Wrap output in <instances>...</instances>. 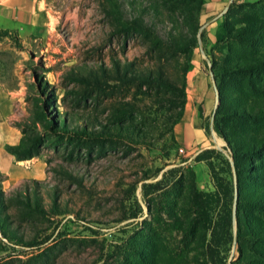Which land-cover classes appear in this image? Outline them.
Here are the masks:
<instances>
[{"label": "rangeland", "instance_id": "rangeland-1", "mask_svg": "<svg viewBox=\"0 0 264 264\" xmlns=\"http://www.w3.org/2000/svg\"><path fill=\"white\" fill-rule=\"evenodd\" d=\"M137 2L148 5L146 0ZM34 3L35 22L26 23L20 31L0 29L8 31L0 32V86L19 96L9 123L20 139L10 146L25 147L27 143H21L24 135L42 139L40 153L28 159L9 152V144L0 151V227L3 225L7 235L0 230V264H152L153 259L156 264H205L197 251L202 236H184L183 230L192 212L188 198L192 182L200 191L219 196V203L211 205L213 217L224 204L226 196L218 193L208 164L224 183L235 185L231 152L213 125L217 106L202 117V133L188 146L176 139L179 124L174 127L176 144L170 139L162 123L166 113L162 107L146 109L149 147L84 135L55 138L37 122L34 128L39 92L47 97L51 117H64L68 127L82 129L93 118L102 125L122 121L139 125L141 114L136 110L122 120L116 110L126 101L135 102L131 91L120 90L112 79L99 91L91 87V80L103 81L100 68L112 69V58L124 60V52L129 60L148 62L139 39L130 40L123 49V37L116 32L113 17L105 12L103 0ZM231 3L233 8L242 5V11L264 16V0ZM146 11L147 21L164 33L166 13ZM214 30L198 29L189 71L196 67L202 74L187 72L186 93L190 96L196 95L192 78L208 80V88L217 89L212 59L221 62L226 49L220 52L214 46ZM208 88H199L202 96ZM210 98L216 105L214 96ZM198 110L200 115V107ZM207 149L214 151L211 157L195 161ZM235 188L232 240L216 248L219 264H250L252 260L245 256L248 252L240 257L237 249ZM26 200L36 201L42 212L26 207ZM53 202L58 212L53 211Z\"/></svg>", "mask_w": 264, "mask_h": 264}, {"label": "trees", "instance_id": "trees-1", "mask_svg": "<svg viewBox=\"0 0 264 264\" xmlns=\"http://www.w3.org/2000/svg\"><path fill=\"white\" fill-rule=\"evenodd\" d=\"M146 2L148 5L143 6L137 0H103L105 12L113 17L116 32L123 37V49L127 48L130 40L139 39L148 62H140L137 58L129 60L124 52V60L112 58V69L100 68L103 81L99 78L91 80V87L99 91L108 86L106 80L111 79L120 90L131 91L135 102L126 101L124 106L116 107V110L121 116L120 120L136 110L141 114L139 125L132 121L119 123L118 120L111 125H102L97 118H93L82 129L78 125L75 128L68 127L64 117L55 120L51 117L47 97L39 92L34 108L38 119L31 126L37 128V122L55 138L84 135L92 140H125L149 147L146 109L162 107L166 112L162 117L163 126L176 144L174 127L181 121L185 111L187 72L192 66L193 50L197 47L200 11L205 1ZM233 6L234 3L229 5L215 33L214 46L220 52L226 49V53L221 62L212 59L211 69L219 100L213 125L217 134L227 143L233 159L239 256L248 252L250 255L245 256L251 257L250 264H264V16L242 11V5ZM127 8H131L132 13ZM146 10L154 12V15L166 13L168 26L164 33H159L154 23L147 21ZM236 24L240 25L236 27ZM0 32L8 33L7 30ZM144 103L149 106L145 108V105L142 106ZM200 116L203 117L201 109ZM21 143L27 144L25 147L22 144L8 147L9 152L18 159H28L40 153L41 137L24 135ZM213 152L204 150L203 154L195 157V161L206 160ZM227 165L230 167L229 162ZM208 167L218 193L226 196V202L223 199L222 209L213 217L211 210L214 207L211 205L219 203V196L200 191L192 182L188 194L192 212L183 232L184 236L200 234L203 240L197 251L203 255L205 264H219L216 248L232 240L234 186L232 181L230 184L227 180L224 183L225 179L214 173L213 166L208 164ZM25 206L35 212H42L36 201L32 204L26 200ZM57 206L53 202L54 212H58V209H54ZM3 228L2 225L0 230L7 236ZM152 264H156L155 259Z\"/></svg>", "mask_w": 264, "mask_h": 264}, {"label": "crops", "instance_id": "crops-1", "mask_svg": "<svg viewBox=\"0 0 264 264\" xmlns=\"http://www.w3.org/2000/svg\"><path fill=\"white\" fill-rule=\"evenodd\" d=\"M204 1L205 2L203 3L200 11V27L201 30L205 28H212L213 31L215 29L213 34L215 40V33L221 22L220 18L226 12L233 0ZM1 2L0 29L2 28L20 31L23 27H25L26 23L35 22V20L32 19L33 15L36 13L34 10L35 0H1ZM37 6L39 10V3H37ZM210 40L211 39L209 36V41ZM194 60L197 61V59ZM192 71L194 72L193 74L197 75L198 77H200L199 75L202 74V70L200 69L198 71L196 67H193L188 73ZM191 83H193L191 89L196 92V95L194 94V96H190L187 94L185 111L181 121L178 123L180 125V132L176 133L175 131L177 141L179 144L184 146L193 144L196 137L200 136L202 133V117L198 114V108L200 107L202 110L203 117H206L215 108V101L212 103L210 98L211 95L214 96V100H216V91H214V89L211 87L208 88V80L202 78L193 80L192 78ZM188 85L189 81L187 82V88ZM203 86L207 87L208 89L206 94L202 96L199 88ZM18 97L19 96L16 95L15 90L0 86V151L4 149L3 147L6 144H9L10 146L19 143L20 137L17 136V130H15V128H13L9 123L15 107L18 105ZM194 101L197 102L195 105H193ZM192 156H190L189 161L192 160Z\"/></svg>", "mask_w": 264, "mask_h": 264}, {"label": "water", "instance_id": "water-1", "mask_svg": "<svg viewBox=\"0 0 264 264\" xmlns=\"http://www.w3.org/2000/svg\"><path fill=\"white\" fill-rule=\"evenodd\" d=\"M215 90H216V105H215V108H216V106L218 105L219 100H218V91H217L216 88H215Z\"/></svg>", "mask_w": 264, "mask_h": 264}]
</instances>
